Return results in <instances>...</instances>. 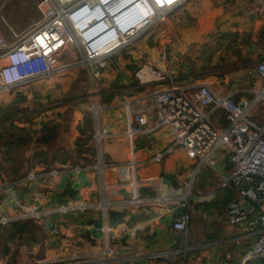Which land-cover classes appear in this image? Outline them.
I'll list each match as a JSON object with an SVG mask.
<instances>
[{
  "label": "crops",
  "instance_id": "1",
  "mask_svg": "<svg viewBox=\"0 0 264 264\" xmlns=\"http://www.w3.org/2000/svg\"><path fill=\"white\" fill-rule=\"evenodd\" d=\"M260 1L264 2V0H184L179 6L173 8L166 15L167 22L164 23V26H167L166 33L169 32L171 36H175L176 32H179L186 37L188 43L184 45L185 47L181 52L177 53L175 51L172 57L168 58L170 59L169 63L167 61V63L160 65V67L162 66L161 70L156 73L159 77H163V81L150 79L152 84L156 83L155 85L160 88L180 86L194 95V85L198 82H207L211 89L218 94L232 93L233 100L241 97H251V94L246 90H239L252 87L257 78L252 70L251 62L259 56H264V39L257 37V29L264 25V9L260 4L258 5V2L261 3ZM184 19L185 22L181 25L182 28H179V21ZM190 19L195 21L194 26L197 27V37L193 34L195 30L192 27L193 24L187 22ZM218 32L219 34L235 33L238 35L235 37L236 39H231L232 35H229L228 39H224L217 34ZM213 34L218 36H212ZM140 35L138 34L131 39L126 48L117 50V55H120L124 62H128L123 64L122 68L129 65L136 67L134 77L132 76L136 82L130 78L128 79L130 76L126 69H116L109 72H112L111 77L113 79L109 85L122 84L123 86L119 87L121 90L115 96L112 91H116L118 87L109 88L105 85L108 83H104L105 95L110 96L112 94L111 101L105 105V109H112L116 112L110 115L109 121L103 120V128L123 130L125 113L122 101L136 97L135 90H138L136 88L144 86L135 76V73L139 70L142 71V69H139V64L142 61L138 62V58L142 59L144 49L141 50V46L136 40L140 38ZM211 36L216 42L212 48L209 44V37ZM150 41L153 45L158 46L159 40L157 38H151ZM199 42L198 55H194L192 46L199 44ZM177 43L178 41L171 42L169 40L168 43L162 45V48L165 47L163 51H166V46L170 48V46L177 45ZM236 43L239 45L238 48L235 47ZM159 46L161 47V45ZM125 50H127L128 55L125 53L122 55V51ZM202 51H211L214 52V55H211V58H208V55L206 57L201 55L205 59L197 60L198 56L201 57L199 54ZM230 51L234 52L235 56H226L227 52ZM177 56L179 58L176 60ZM132 60L135 61L132 62ZM198 61L200 64L197 63ZM112 64L115 65L111 62ZM212 65L214 67L210 70L215 72L213 78L207 74V71L210 70H206ZM156 67L158 66L156 65ZM195 68H198V70H195ZM145 74L149 77L154 75L149 74V72ZM115 76L118 78H115ZM161 82L165 84L160 86ZM41 89L46 94L49 91H59L56 95L67 91L59 88L53 90L52 87L51 89H44V86ZM25 92L24 95H27ZM30 94L32 96L28 95V97H34L32 93ZM145 94L142 93L139 94V97H136L139 98V101L130 102L129 111H146L152 115L151 102ZM13 104H19V101ZM66 105L65 102L64 107ZM76 110L77 107L73 106L70 123L73 122V112ZM27 112L32 116L37 113L35 120H39L38 118L41 117V112L34 111L32 107L28 108ZM150 118L153 119L154 117L150 116ZM211 119L217 124L220 123L219 126L223 125L216 113H214V116L211 115ZM13 122L18 126L25 125L24 121L18 119H14ZM82 122L83 119L77 121L76 124L74 123V127ZM71 132L69 136L70 143L77 131L71 129ZM133 144L136 148L132 153L136 163L133 171L135 176L140 179L155 176L159 179V184L156 186L146 185L139 188L138 192L141 198L165 190L174 191L178 188L180 192L182 191L180 187L185 179L188 180V174L190 173L187 172V168L192 169L193 165L182 148L176 146L170 153L165 154L161 160L152 161L155 150L165 149L172 144L171 135L166 127H157L142 138L135 139ZM84 152L87 153L88 150L86 149ZM84 152L80 155L85 156ZM104 153L105 160L108 159L110 162L105 161L104 167L101 169L102 172L97 171L102 180L111 182L117 179H127L133 173L126 164L130 154L128 144L124 139L118 140L115 144L106 142ZM90 157L91 155L85 156L83 159H89ZM3 163V159L0 158V164L3 165ZM53 163H57V161L54 160L48 166ZM76 163H80V161ZM44 166L46 165L42 162L32 160L30 169L27 172L34 171L35 176L31 178L32 180H29L27 173L21 182L17 184L14 180L8 178L3 169H0V208L4 211L13 212L16 210L13 206L14 202L29 204L37 190L44 192L45 197L48 198V201L42 199V203L39 204V209L42 210L55 207L58 203L67 200L83 199L92 201L97 197V194L93 192L95 188L93 183H96L95 180L98 174L95 168L91 167L93 165H88L90 167L87 168L89 171L74 175L70 181L61 177L48 176ZM213 167V169L208 167L215 178L212 187L215 186L218 180V173L226 175L228 165L220 158L218 166L213 165ZM210 180L211 177L208 182ZM84 184L86 185L82 188ZM216 190L218 191L215 203L208 205L212 208L202 209L196 205V202L191 205L185 238L172 229L170 223V225H167L169 228L166 227L164 222L166 219L169 221V218L160 213L158 209L145 207L138 210H119L122 214L116 215L113 219H107V222H110L114 227L113 235L115 238L112 245L115 246L116 255L127 256L130 259V264H220L224 256H228L227 259L230 263H235L249 240L243 227L237 228L229 225L224 216L225 205L237 198L235 190L229 186L216 188ZM111 194L110 192L111 198L117 197ZM245 203L248 206L253 205L247 199H245ZM203 214H205L204 217L200 219L199 217H202ZM96 219H99L97 211L89 209L83 212L70 211L65 214L49 213L43 215L40 219L12 221L6 226L0 225V264H25L28 261L44 257H53L55 262L51 264H100L96 261L99 259L103 261L104 257L100 252L101 247L96 239L97 233L92 230L89 231L88 237L85 235L86 230H88L86 225L96 222ZM95 224L99 225L98 221ZM74 252H78V258L71 257Z\"/></svg>",
  "mask_w": 264,
  "mask_h": 264
},
{
  "label": "built area",
  "instance_id": "2",
  "mask_svg": "<svg viewBox=\"0 0 264 264\" xmlns=\"http://www.w3.org/2000/svg\"><path fill=\"white\" fill-rule=\"evenodd\" d=\"M183 1L153 0L148 3L145 0H37L35 7L40 18L31 30L20 35L13 34L14 41L11 43L0 34V89L20 87L28 81L47 77L74 65L66 62V56L72 53L70 50L73 47L78 48L89 63H97L92 69L93 75L97 76L99 61L105 58V54L126 48L150 17H164ZM5 2L6 0H0V11ZM148 14L150 17L146 18ZM0 20L4 22L2 14ZM251 67L259 84L239 90H246L251 97L233 100L232 93L218 94L207 82L194 85V95L180 86L161 87L146 95L151 102L152 115L146 111H129L130 102H137L139 98L124 99L123 130L106 127H102L100 132L95 130L96 142L103 136H109V139L122 138L127 142L130 155L126 164L133 172L136 164L132 155L136 150L133 141L159 126L166 127L172 144L165 149L155 150L152 161L161 160L176 146L182 148L193 165L188 180L185 179L180 187L181 192L177 188L141 198L139 188L146 185L156 186L159 179L155 176L140 179L133 172L127 179L111 182L101 180L99 200L95 204L85 203L83 200H67L42 210L39 209V204L42 199L48 201V198L37 190L29 204L14 202L16 210L13 212L0 208V225L6 226L9 222L29 218L40 219L49 213L83 212L96 206L99 225H86L90 232L95 230L97 233L96 239L104 257L103 261L99 259L96 262L130 264L127 256L116 255L115 246L112 245L115 238L114 227L107 222L108 210H138L145 207L158 209L169 218L172 229L185 238L191 205L210 200L216 188L229 186L235 190L237 198L225 205V219L229 225L243 227L249 242L235 263H230L228 256H224L220 264H264V114H256L254 118H250L258 104L264 105V56L253 60ZM155 75L158 80L163 81L158 73ZM135 76L142 84L150 82V77L144 76L143 70H139ZM101 107L104 108L100 104L92 105L90 109L94 116ZM214 113L220 114L218 117L223 120V125L213 122L211 115ZM150 116L154 118L151 119ZM218 146L224 149L220 158L228 165L226 175L218 173L215 186L204 192L193 191L195 173L203 166L214 168L210 156ZM97 158V162L91 167L100 173L96 167L100 158ZM78 165L79 163L68 161L55 163L46 173L50 177H61L70 181L74 175L82 173ZM34 176L32 171L27 178L32 180ZM108 188V192L117 197L111 198L109 195L107 204L101 207L99 203L104 200L105 190ZM122 189L126 193L125 197L121 196ZM245 199L253 205L248 206ZM71 257L78 258V252H74ZM53 262V257H44L25 264Z\"/></svg>",
  "mask_w": 264,
  "mask_h": 264
},
{
  "label": "rangeland",
  "instance_id": "3",
  "mask_svg": "<svg viewBox=\"0 0 264 264\" xmlns=\"http://www.w3.org/2000/svg\"><path fill=\"white\" fill-rule=\"evenodd\" d=\"M146 2L150 3L153 0H145ZM170 1V0H169ZM259 1V0H258ZM37 0H6L4 6L2 7L0 14H2L4 22H0V34L4 37V39L8 42L11 43L14 41V37L13 34H23L29 30H31V28L34 27L35 23L39 20L40 15L35 7ZM262 2V1H260ZM261 5L262 9H264V2L259 3L258 5ZM171 12V11H170ZM170 16V15H169ZM160 17V16H159ZM157 18L156 16H152L148 19V23L143 24L144 26H142L140 28L139 31V37L136 40H138V44L141 46V50L144 49V51H142L141 54L142 55V59H140V57L138 58V62L142 61L139 65V69H142L144 72V76L149 77V75L145 74L147 72H153V77H150V79H152L153 81H157V76L155 75L156 72H158L159 70H161L160 65L162 63H169L170 59H168L169 57H172L173 53H175V51H177V53H179V51L181 52V50L184 49V45L187 42L186 37L181 35L179 32H176L175 36H171L168 32V34L166 33L167 30V26H164V23L167 22V17L166 16H162L160 18ZM1 21V20H0ZM187 21V20H186ZM183 22H185L184 20H180L179 21V28H182V24ZM190 24H193L192 27L195 29L193 31V34L197 37L198 33L196 31V26H194L195 21L193 20H189L187 21ZM163 23V24H162ZM152 35V36H151ZM151 36V37H150ZM235 37L237 36H232L230 37L231 39H236ZM151 38H157L159 40L158 42V46L153 45ZM223 38V37H222ZM228 39V37H227ZM230 39V40H231ZM171 42H177V45L174 46H166V51H163L164 48H162L163 44L168 43V41ZM212 40V39H211ZM209 40V44L211 46V48L213 47V41L214 40ZM193 41V40H192ZM160 43V44H159ZM190 43V42H189ZM157 44V43H156ZM161 45V47L159 46ZM190 47V46H188ZM200 47V42L197 45H193L192 46V52L194 55H198V49ZM236 48L239 47V45L236 43L235 45ZM242 47V46H241ZM70 54H66V62H71L74 65H70L68 68H66L65 70L62 71H58L54 74H50L47 77H40V78H36L34 80L28 81L26 82L24 85L20 86V87H15V88H7V89H0V104L1 103H16L17 101H19V104L22 103L21 100V96L24 95V91H26V94H29V96H32L30 93L33 94L34 97H26L27 99H25L24 103L26 104H21L22 106L25 105L27 108L32 107L34 104H39L41 103V110H43V113L40 114V116H44L45 113H47L48 111H45L47 108H51L54 111H62L65 105V102H63V100L60 98V95H56V93H58L59 91H49L46 93L43 92V90L41 89V87L44 86V89H52L54 90L56 89H61V90H77L78 92L82 93V98H80L79 100H77L76 102V107L77 110L74 111V115H73V122L70 123V125L72 126V130L77 131L74 127V123L76 124L77 121L81 120L84 118V113L86 114V116L88 117V122L87 124L83 123L84 128L86 129V131H84V137H88L86 140V144L84 145V148H86L88 150L85 156H89L91 155V157L85 158L83 159L85 156H81L80 154L76 157V160L73 161L72 163L75 164L76 162L80 161L79 165L81 167V171H89V169H87L88 165H94L97 162V157H99L100 159L99 164H101V166L105 164L106 162H110L108 161V159L105 160V153H104V148H105V143L108 142L110 144H115L117 143L118 140L122 139H109V136H103L101 137L97 142L95 140V130H99V132L102 130L103 127V120L109 121L108 119H110V115L114 112H116L115 110L112 109H105V105H107L108 102L111 101V97L112 94L110 96H106L105 95V85L110 87H114L118 89L116 91H112V93L114 92V95L117 96L118 92L121 90L120 88L123 86L122 84L119 85H109L110 81L113 80L112 79V72L109 73L110 71H114L116 69H126L127 72L129 73L128 79H132V71L133 69L131 67H133V65H129V66H124V68H122L123 64H126L128 62H124V60L121 58V56L117 55L118 51L113 52V53H109V54H105V58L101 59L99 61L101 69H100V74L97 76H94L92 73V69L94 66H96L97 63H89V60H86L80 50L78 48H72L70 50ZM164 52V53H163ZM123 53H125L126 55H128L127 50H125L124 52L122 51V55ZM209 52H200V56L204 55L205 57L208 55ZM114 54H116L114 56ZM234 52H227L226 56H235ZM112 55L114 56V58L112 59ZM212 55H214V52L212 53ZM117 56V57H116ZM179 58V56H177L176 60ZM105 59V60H104ZM202 60L205 59L203 56H201L199 58H197V60ZM123 60V61H122ZM135 60H132V62ZM111 62H113L115 65L113 66V64L111 65ZM198 64H200V62H197ZM224 64H229V63H224ZM156 65L158 67H156ZM113 66V67H111ZM119 66V68H118ZM214 66H210L208 67L206 70H210L212 69ZM137 70V69H136ZM135 70V71H136ZM195 70H198V68H195ZM134 71V72H135ZM165 71H167V69H165ZM91 72V74H90ZM215 72L213 70L207 71V74H209V76H211V78H213V76H215L214 74ZM115 78H118L117 76H115ZM148 79V78H147ZM201 79V78H199ZM213 80V79H212ZM162 81V80H160ZM104 83H108L105 84ZM199 83V82H198ZM156 83L152 84V81L150 80V82H146V84H143L144 86L138 87L135 90V93L137 94L136 97H139V94L142 93H146L147 95L157 89L156 87L160 88L159 86L155 85ZM160 86H163L164 84L161 82ZM259 84V80L256 79L255 82H253L252 86H256ZM120 87V88H119ZM134 92V90H132ZM74 92V91H73ZM46 94V95H45ZM145 94V95H146ZM105 95V96H104ZM26 96V95H25ZM24 97V96H23ZM19 98V99H17ZM30 98V99H29ZM37 98V99H35ZM104 98L106 100H104ZM106 103V104H105ZM102 105L104 108H100L97 112L96 115H93L92 110L90 109L92 107V105ZM107 110V111H105ZM261 112V113H259ZM83 113V116H82ZM264 114V105L262 103L257 105L256 110H253L250 114V118H254L255 115H260V114ZM108 115V116H107ZM219 113H216V116H219ZM214 116V114L212 115ZM83 117V118H82ZM220 122H223L222 119H220ZM79 123V122H78ZM220 124V123H219ZM20 125V124H19ZM221 126V125H220ZM7 138V136L5 137ZM89 140V142H88ZM35 141V138L33 137L30 142H29V146H31ZM69 141V139H68ZM24 147H28L27 144ZM23 149V148H22ZM21 149V150H22ZM224 149L221 146H218L215 151L211 154L210 156V160L213 162L214 166H218V161L220 160V156H221V152H223ZM83 152H81L83 154ZM21 153L20 150L16 151L15 154L17 156H19ZM1 158V156H0ZM31 159V158H30ZM55 163H53L52 165H50L49 167L54 166ZM88 164V165H87ZM87 165V166H86ZM194 167V166H193ZM207 166H203L202 168H200L194 175V180H193V184H192V188L193 190L198 189L201 191H205L206 189H209L211 186V184L214 181V177L210 171V169ZM104 170V169H103ZM97 172V170H95ZM191 169L187 168V172H190ZM102 172V171H101ZM98 177H96L95 182L93 183V185H95V188L93 189V192L97 194V197L90 201V200H83V199H79L83 200L85 203H97V201L99 200V189H100V181L102 180L101 175L97 172ZM211 177V181L212 183L208 182V180ZM101 178V179H100ZM208 182V183H207ZM207 183V184H206ZM206 184V185H205ZM214 184V183H213ZM212 184V185H213ZM86 184H84L82 186V188L85 186ZM105 194H107V192L109 191V188L107 190H105ZM77 199H74V202H76ZM208 208H212V207H208ZM90 210H96V206H92L91 208H88ZM87 209V210H88ZM31 219V218H29ZM164 224L166 225H170L169 221L166 219ZM169 228V226L167 227ZM177 239V238H176Z\"/></svg>",
  "mask_w": 264,
  "mask_h": 264
},
{
  "label": "trees",
  "instance_id": "4",
  "mask_svg": "<svg viewBox=\"0 0 264 264\" xmlns=\"http://www.w3.org/2000/svg\"><path fill=\"white\" fill-rule=\"evenodd\" d=\"M217 34L224 39L229 35H238L235 33L219 34V32ZM217 34H213L212 36H216ZM212 36L209 37V40H215ZM257 37L264 39V25H261L257 29ZM215 43L216 42L213 41V44ZM212 53L213 52L210 51L207 57L211 58ZM115 55L116 54H114V56ZM114 56L112 55V59ZM97 68L99 70L101 69L99 66ZM131 68L133 69L131 73L133 76L136 67ZM133 81L136 82L135 80ZM58 95H60V98L67 103L63 108V111L57 112L51 108H47L45 111L48 112L42 117L39 116V120H35L37 113L35 116H32L27 112L28 108L25 106L26 104L23 106L21 104L11 103H3L0 105V156L4 162L3 165L0 164V169H3L8 178L14 180L15 184L21 182L22 178L29 173L27 171L30 169L29 167L31 166L32 160L42 162L46 165L44 166V170L47 171L49 168L48 165L54 160H56L57 163H64L65 161L72 163L81 152L86 150L84 145L86 144L88 137H84V131H86V129L84 128L83 123L87 124L88 117L85 113L83 122L75 126L77 132L73 136L72 142L70 143L68 141L69 136L72 133V127L70 125L71 109L73 106H76L77 100L82 98V93L73 88V90L67 89V91ZM23 96L19 99L22 102L26 99L25 95ZM104 100L106 99L104 98ZM41 106L42 104L39 103L33 105L32 108L34 111L42 113L43 110H41ZM14 119L24 121L25 125L18 126L14 124ZM6 136L7 138H5ZM33 137L35 138V141L29 146V142ZM26 144L28 146L27 148L24 147ZM18 150L21 151L19 156L15 154ZM209 182L212 183L211 180ZM214 182L215 179L213 183ZM196 190L198 189L193 191ZM217 191L218 190L214 192L210 200L197 202L196 205L202 209L208 207V205H213L215 203ZM204 215L205 214L199 218H203Z\"/></svg>",
  "mask_w": 264,
  "mask_h": 264
},
{
  "label": "water",
  "instance_id": "5",
  "mask_svg": "<svg viewBox=\"0 0 264 264\" xmlns=\"http://www.w3.org/2000/svg\"><path fill=\"white\" fill-rule=\"evenodd\" d=\"M120 193H121V195L123 196V197H125L126 196V193H125V191L122 189V190H120ZM119 214H122L121 213V211H119V210H108V216H109V218H111V219H113L116 215H119ZM99 219H96V222L98 221ZM95 221H94V223H96ZM93 223V222H92ZM93 223V224H94ZM89 230H86V232H85V235H86V237H88L89 236Z\"/></svg>",
  "mask_w": 264,
  "mask_h": 264
},
{
  "label": "bare ground",
  "instance_id": "6",
  "mask_svg": "<svg viewBox=\"0 0 264 264\" xmlns=\"http://www.w3.org/2000/svg\"><path fill=\"white\" fill-rule=\"evenodd\" d=\"M157 1H160V0H157ZM130 3V2H129ZM161 3V2H160ZM132 4V3H131ZM153 13H154V10H153ZM147 17H150V14H148L147 16H146V18ZM96 167H97V169L99 170V171H102L101 169L103 168V165L101 166V164H99V162L96 164ZM109 193L110 192H108L107 194H106V196H105V198H104V200L103 201H101L100 203H99V205L101 206V207H104L106 204H107V201H108V199H109ZM183 197H186V195H183Z\"/></svg>",
  "mask_w": 264,
  "mask_h": 264
}]
</instances>
